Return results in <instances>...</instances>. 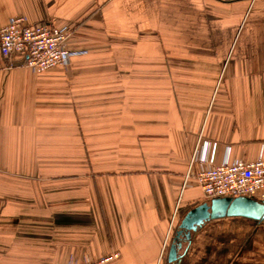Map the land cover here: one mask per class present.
I'll return each instance as SVG.
<instances>
[{"label":"crops","instance_id":"obj_1","mask_svg":"<svg viewBox=\"0 0 264 264\" xmlns=\"http://www.w3.org/2000/svg\"><path fill=\"white\" fill-rule=\"evenodd\" d=\"M22 16L87 54L38 74L0 50V264H169L208 202L195 150L264 158V0H0V31ZM183 246L180 264H264V221Z\"/></svg>","mask_w":264,"mask_h":264},{"label":"built area","instance_id":"obj_2","mask_svg":"<svg viewBox=\"0 0 264 264\" xmlns=\"http://www.w3.org/2000/svg\"><path fill=\"white\" fill-rule=\"evenodd\" d=\"M71 36L68 27L53 23L30 24L23 16L12 17L0 31L1 55L8 59L11 54H22V66L33 73L65 68L72 58L87 54V51L69 49ZM198 150L192 157L188 178L197 181L205 199L247 197L264 203V158L224 161L216 165L212 156L200 157ZM119 257L120 254L115 253L99 260L69 264H109Z\"/></svg>","mask_w":264,"mask_h":264},{"label":"water","instance_id":"obj_3","mask_svg":"<svg viewBox=\"0 0 264 264\" xmlns=\"http://www.w3.org/2000/svg\"><path fill=\"white\" fill-rule=\"evenodd\" d=\"M227 217L264 221V203L247 197L217 198L191 209L182 220L171 245L168 256L169 264H180L182 242L190 241L192 234L201 229L205 223Z\"/></svg>","mask_w":264,"mask_h":264},{"label":"rangeland","instance_id":"obj_4","mask_svg":"<svg viewBox=\"0 0 264 264\" xmlns=\"http://www.w3.org/2000/svg\"><path fill=\"white\" fill-rule=\"evenodd\" d=\"M72 33V32H71ZM70 63H71V61L69 62V64L64 68V69H67L68 67H69V65H70ZM46 73V72H45ZM222 77H221V79L219 80V82H218V85H221L222 84ZM192 160V159H191ZM193 169V171L195 170L194 168H192ZM189 172V171H188ZM97 201L99 202V205H100V203H101V200H100V197H99V195H98V198H97ZM201 204H203V203H201ZM102 205V204H101ZM100 212H104L103 210H101ZM86 261H94V259H85L84 261H80V262H85L86 263ZM80 262H76V263H80Z\"/></svg>","mask_w":264,"mask_h":264},{"label":"flooded vegetation","instance_id":"obj_5","mask_svg":"<svg viewBox=\"0 0 264 264\" xmlns=\"http://www.w3.org/2000/svg\"><path fill=\"white\" fill-rule=\"evenodd\" d=\"M186 242H188V241H183V242H182V246H183V243H185V244H186ZM185 244H184V246H185ZM184 246H183V248H184Z\"/></svg>","mask_w":264,"mask_h":264}]
</instances>
